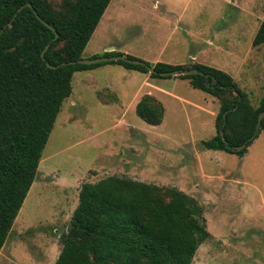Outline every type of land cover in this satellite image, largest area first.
Masks as SVG:
<instances>
[{"label":"rangeland","instance_id":"rangeland-1","mask_svg":"<svg viewBox=\"0 0 264 264\" xmlns=\"http://www.w3.org/2000/svg\"><path fill=\"white\" fill-rule=\"evenodd\" d=\"M60 1L49 0L54 8ZM263 14L264 0H110L81 59L111 48L149 65L214 68L256 107L264 47H251V39ZM143 95L161 103L159 125L135 115ZM218 108L217 99L177 76L151 78L114 64L76 72L0 264H53L80 186L107 176L171 187L197 202L209 237L191 264H264V132L241 157L203 149Z\"/></svg>","mask_w":264,"mask_h":264},{"label":"trees","instance_id":"trees-1","mask_svg":"<svg viewBox=\"0 0 264 264\" xmlns=\"http://www.w3.org/2000/svg\"><path fill=\"white\" fill-rule=\"evenodd\" d=\"M109 1L61 0L54 8L49 0H0V248L33 182L75 72L114 64L143 74L149 67L154 72L149 77L163 79L170 76L160 73L193 69L201 74L177 77L219 102L215 134L201 142L203 149L241 157L258 132H264V117L255 130L257 115L264 112V94L252 107L220 70L199 64L140 66L123 60L75 63ZM257 46L264 47V14L251 39V47ZM101 56L123 54L111 51ZM134 113L156 126L163 107L143 95ZM243 143L246 146L236 150ZM208 237L202 209L190 196L171 187L107 176L80 186L53 264H191Z\"/></svg>","mask_w":264,"mask_h":264},{"label":"water","instance_id":"water-1","mask_svg":"<svg viewBox=\"0 0 264 264\" xmlns=\"http://www.w3.org/2000/svg\"><path fill=\"white\" fill-rule=\"evenodd\" d=\"M34 15H35V13H34ZM54 38H55V36H54ZM111 51H113V50H111V49H107L106 50V52H111ZM117 60H123V61H126L127 63H131V64H134V65H140V66L144 65V63L141 62V61L125 59L123 56L99 57V58H93V59H80V60L76 61L75 63L81 64V65H90V64L100 63V62H109V61H117ZM70 64H73V62H71ZM146 69H147V72L149 74L150 73H154L151 68L148 67ZM188 74H201V73L196 71V70H193V69L180 70V71H170V72L160 73V75L163 76V77H168V76L171 77V76H178V75H188ZM263 117H264V112H260L257 115L255 130L258 129L259 122H260V120ZM251 139H253V136H251L248 140H251ZM245 146H246V144L243 143L241 146L237 147L236 150H240V149L244 148Z\"/></svg>","mask_w":264,"mask_h":264},{"label":"crops","instance_id":"crops-1","mask_svg":"<svg viewBox=\"0 0 264 264\" xmlns=\"http://www.w3.org/2000/svg\"><path fill=\"white\" fill-rule=\"evenodd\" d=\"M110 49H111V48H110ZM174 65H176V64H174ZM91 70H92V69H91ZM87 71H89V70H87ZM81 72H84V71H81ZM75 73H76V72H75ZM75 73L72 74V77L74 76ZM136 92H137V91L133 92L131 95L129 94V97H131V100H135V99L137 98V95H135ZM134 104H136V103H134Z\"/></svg>","mask_w":264,"mask_h":264}]
</instances>
